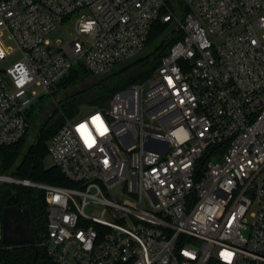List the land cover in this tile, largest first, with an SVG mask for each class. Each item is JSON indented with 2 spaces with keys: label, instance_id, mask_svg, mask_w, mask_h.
Returning <instances> with one entry per match:
<instances>
[{
  "label": "built area",
  "instance_id": "2783aa9c",
  "mask_svg": "<svg viewBox=\"0 0 264 264\" xmlns=\"http://www.w3.org/2000/svg\"><path fill=\"white\" fill-rule=\"evenodd\" d=\"M171 2L0 0V147L77 65L102 75L174 24L147 80L78 118L54 102L49 161L68 186L0 175L43 192L51 264H264V0Z\"/></svg>",
  "mask_w": 264,
  "mask_h": 264
},
{
  "label": "trees",
  "instance_id": "16d2710c",
  "mask_svg": "<svg viewBox=\"0 0 264 264\" xmlns=\"http://www.w3.org/2000/svg\"><path fill=\"white\" fill-rule=\"evenodd\" d=\"M172 8L181 6L182 0H172ZM168 25L157 23L149 37V43L162 40L151 57L138 59L117 73L104 77L97 84L82 90L78 96L61 103L60 111L65 118H72L79 111L77 105L87 104L95 108L105 107L113 96L124 88L147 80L158 67L161 58L167 54L173 41L164 37ZM164 37V39H163ZM91 74L84 66L75 67L70 74L61 80L65 89L78 88ZM54 117V116H53ZM47 121V120H46ZM44 121L37 132L36 143L29 145L26 136L17 144L0 147V175H8L15 179L30 180L34 183L68 186L60 170L49 165L48 148L53 136L64 123L63 118L55 124ZM15 189L1 187L0 196L3 206L6 201L17 194L18 203L26 207L31 215V228L39 244L47 228V212L45 196L42 191L13 185ZM42 234L37 235V227ZM0 264H51L44 248L39 245L6 246L0 256Z\"/></svg>",
  "mask_w": 264,
  "mask_h": 264
},
{
  "label": "rangeland",
  "instance_id": "374dc122",
  "mask_svg": "<svg viewBox=\"0 0 264 264\" xmlns=\"http://www.w3.org/2000/svg\"><path fill=\"white\" fill-rule=\"evenodd\" d=\"M178 16L182 17V14L177 13ZM75 20H72L66 24H63L55 33L52 34V38L55 40H60L61 44H66L74 35H75ZM174 30V24H171L168 26L164 37H168ZM163 37V39H164ZM161 39L158 42L149 43L148 46L137 56V59H145L148 57H151V55L157 50L156 48L160 45ZM134 60V61H136ZM134 61H128L124 62L123 64H120L114 68H112L110 71L105 72L102 75L97 76H90L86 79V81L81 84L78 88H69L65 89L62 85H60L61 81L56 85L55 88H52L49 92L44 91L42 92L37 99L34 100L32 105L28 108L25 117L29 126V134L27 137V143L29 145L36 143V135L38 130L40 129L42 123L44 121L48 122V125L55 124L60 120L62 117H53V114L55 113L56 105L54 104L55 101L60 103H65L70 99H73L78 96V93L82 90L88 89L89 87L97 84L101 80L104 79V77L113 75L114 73H117L119 70H121L123 67L128 66L129 64L133 63ZM11 65V60H6L3 63L0 64V67L8 68ZM81 65H77L79 67ZM37 91H40V88H35ZM109 104V103H108ZM107 104V105H108ZM77 108H79V111L73 116L72 118H78L84 113H89L92 110L96 109L95 107L89 106L87 104H80L77 105ZM60 111V110H59ZM60 113V112H59ZM62 113V112H61ZM58 114V112H57ZM56 115V114H55ZM63 115V114H61ZM215 160V159H213ZM49 165H51V162H48ZM3 187H8L11 189H15L13 187V184H4ZM22 187V186H20ZM26 189V187H24ZM28 189V188H27ZM42 228L37 227V235L40 236L42 234Z\"/></svg>",
  "mask_w": 264,
  "mask_h": 264
},
{
  "label": "water",
  "instance_id": "95a60500",
  "mask_svg": "<svg viewBox=\"0 0 264 264\" xmlns=\"http://www.w3.org/2000/svg\"><path fill=\"white\" fill-rule=\"evenodd\" d=\"M18 201L17 194L6 201L3 210V243L7 246L36 245L30 212Z\"/></svg>",
  "mask_w": 264,
  "mask_h": 264
}]
</instances>
